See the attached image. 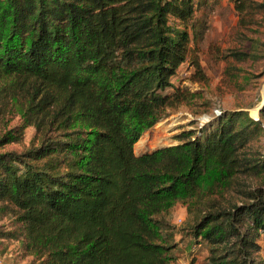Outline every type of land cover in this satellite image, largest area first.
Wrapping results in <instances>:
<instances>
[{
    "label": "trees",
    "instance_id": "16d2710c",
    "mask_svg": "<svg viewBox=\"0 0 264 264\" xmlns=\"http://www.w3.org/2000/svg\"><path fill=\"white\" fill-rule=\"evenodd\" d=\"M222 1L252 52L233 56L264 60V0H0V123L19 119L0 146L34 129L22 151L0 150V241L32 264H172L180 234L202 264H264V109L211 114L134 154L197 97L172 80L185 63L207 79L199 46Z\"/></svg>",
    "mask_w": 264,
    "mask_h": 264
},
{
    "label": "rangeland",
    "instance_id": "374dc122",
    "mask_svg": "<svg viewBox=\"0 0 264 264\" xmlns=\"http://www.w3.org/2000/svg\"><path fill=\"white\" fill-rule=\"evenodd\" d=\"M237 20V14L227 1H222L220 5L212 8L209 26L199 46V59L207 79L202 82L194 81L193 68L187 63L178 69L172 80L174 86L185 88L198 95L188 103L168 110L167 117L145 132L134 146L136 156L177 144L174 139L176 134L200 125L203 122L202 117L211 116L215 108L222 111L223 117L230 112L243 110L253 119L260 118V112L264 109V77L261 75L264 60H253L251 57L242 60L240 56L238 58L233 56L236 52L252 53L249 51L248 43L236 35ZM263 30L261 29L262 33ZM262 33L261 44H264ZM168 92L171 93L172 89ZM191 122L196 124L189 126ZM17 125H19L18 117L6 115L4 121L0 123V137L6 129ZM33 136L34 129L26 128L19 142L5 143L0 146V150L22 151L29 146ZM141 139L145 143L137 151V143ZM261 144L264 152V138ZM186 220L185 207L176 206L172 218L173 225L183 228ZM9 224L7 219L0 217V230H8ZM181 238L180 234L176 236L178 248L176 260L172 264H202L205 256L204 248L194 246L186 237ZM259 245L260 255L264 258V236L259 238ZM0 264H32V258L25 253L21 243L5 240L0 241Z\"/></svg>",
    "mask_w": 264,
    "mask_h": 264
},
{
    "label": "built area",
    "instance_id": "2783aa9c",
    "mask_svg": "<svg viewBox=\"0 0 264 264\" xmlns=\"http://www.w3.org/2000/svg\"><path fill=\"white\" fill-rule=\"evenodd\" d=\"M220 115H221V111L219 110V108L213 109V113H212L213 117H217ZM202 118H203V122L200 123V125H203L210 120V116H207V115H204Z\"/></svg>",
    "mask_w": 264,
    "mask_h": 264
},
{
    "label": "bare ground",
    "instance_id": "6f19581e",
    "mask_svg": "<svg viewBox=\"0 0 264 264\" xmlns=\"http://www.w3.org/2000/svg\"><path fill=\"white\" fill-rule=\"evenodd\" d=\"M171 123H173V122H171ZM144 139V138H143ZM144 141L141 139L138 143H137V147H136V150L138 151V149H140V147L142 146V145H144ZM151 144V143H150ZM136 145V144H135Z\"/></svg>",
    "mask_w": 264,
    "mask_h": 264
},
{
    "label": "water",
    "instance_id": "95a60500",
    "mask_svg": "<svg viewBox=\"0 0 264 264\" xmlns=\"http://www.w3.org/2000/svg\"><path fill=\"white\" fill-rule=\"evenodd\" d=\"M255 120H258V119H256V118H254Z\"/></svg>",
    "mask_w": 264,
    "mask_h": 264
}]
</instances>
